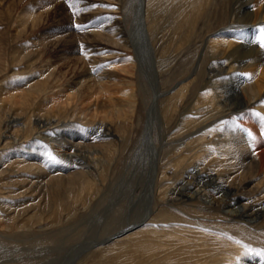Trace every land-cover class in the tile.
Segmentation results:
<instances>
[{
  "label": "rangeland",
  "instance_id": "1",
  "mask_svg": "<svg viewBox=\"0 0 264 264\" xmlns=\"http://www.w3.org/2000/svg\"><path fill=\"white\" fill-rule=\"evenodd\" d=\"M146 1L147 25L145 0H78L72 8L66 0H0V264H264V184L254 180L261 191L244 197L251 216L241 219L209 212L201 198L234 200L233 192L216 195L205 175L227 173L241 121L211 127L210 94L199 90L211 77L202 41L217 20L214 1ZM92 42L101 46L95 53ZM130 60L140 77L128 73ZM101 82L115 101L134 94L135 113L97 115L83 100ZM206 125L205 136L193 135ZM184 134L192 137L184 142ZM143 213L138 228L98 245Z\"/></svg>",
  "mask_w": 264,
  "mask_h": 264
},
{
  "label": "bare ground",
  "instance_id": "2",
  "mask_svg": "<svg viewBox=\"0 0 264 264\" xmlns=\"http://www.w3.org/2000/svg\"><path fill=\"white\" fill-rule=\"evenodd\" d=\"M213 1H214V5H211V8L215 7L213 18H214V20L217 19L214 23V26L212 25L211 27H209V29H207L206 26H204V28L202 26L200 29L197 30L199 32V34H201L205 30V28H206V31L208 30L207 32L205 31L206 36H205V38L203 37L204 39L202 42L205 44V46H204L205 51L204 50L203 51L206 52L205 54L206 55L208 54V56L210 57L209 63H208L209 69H207V72L211 76V77H209V82L204 83L203 87L199 88V90L200 91L206 90L205 91L206 94L207 95L210 94V97H209L210 99H208V100L210 103H212V107H213L212 109L214 110V116L216 117L215 118L216 120L210 125L211 127L215 126L217 123H220V121H222L224 119L227 120L228 123H229V121H235V122L238 120H241V121L239 123L236 122L237 130L235 129L236 134L234 135V139L236 141L234 140L232 145L230 143V146H232L231 151L234 155H236V157L234 155H231V158H230V156H229L228 157L229 160L227 161V165L225 164L226 165V171L225 172H227L229 174L224 173L222 175L220 173L221 175L218 176L215 173H212V175H210L212 177H210L207 174L205 175L206 178H210L211 180L213 179L212 184H214V186L217 188V192H215L216 195H218L219 192H224V191L225 192H233L234 197H235L234 200L232 199L233 201H230L231 203L229 201H223L221 199L214 200L215 198L211 201L212 198L209 197L208 195H204V196L201 195V198L205 200V203L207 206L205 208L209 212L210 211L216 212L219 210H221V211L226 210L229 215L236 214L241 219V218L246 217V215H248V217L251 216L250 215V213H251L250 209L248 208L251 204L249 206L247 204L244 205L243 204V202L245 200L244 197L249 195V197H251L250 199H252L256 195H258V193L261 191L259 184L252 186V184L254 183V180L256 182L259 181L260 183L264 184V119H261V117H264V43H262V41H261V36H262L261 30L264 29V0H242L241 2H240V0H213ZM227 5H228V7L226 8ZM217 8H221L220 13L217 11ZM141 9L142 8H140V10ZM82 11L79 13V15H82L84 17V15H86V11H83V12ZM142 14H143L142 21L144 20L143 22L146 24V16L148 15V4H147L146 0L144 3V11ZM211 14L212 13H210V15ZM192 23H193V21H192ZM216 24L221 25L222 27L218 28L216 26ZM144 29H146V27H144ZM198 32L195 35H193V40H195L198 37V35H197ZM118 36L121 38L126 37L129 40V38L127 37V34H125L124 32H122L121 34H118ZM199 36H201V35H199ZM152 39H151V41H149V40L148 41H149L150 46L152 47V48L150 47V49L152 52H154L153 54L156 57V59L154 58L155 61H154V59H153V61L156 62L155 64H158L159 59L157 58L158 56L156 54V48L152 43L153 42ZM124 40H126V39H124ZM199 42H201V41H199ZM126 44L129 45L130 42L128 41V42H126ZM99 45L100 44L97 42H94V43L92 42L91 44H89L88 49L90 50V52L95 53L97 51V49H99L101 47ZM157 53H158V50H157ZM203 54L200 55V59L197 63L196 73L199 71L200 67H202L201 64L204 63V61L202 62ZM206 55H204V56L206 57ZM130 62H131L130 66H127L129 69V70L127 69L129 71L128 73H132V70L134 69L135 74L137 73V75H139L138 66L136 65L137 62L135 63V60H130ZM151 65H153V64L151 63ZM152 68H153V66H152ZM152 73H153V71H152ZM157 73H158V71H157ZM154 76H155V74H154ZM101 77H102V81H103V79H105V78L107 79L108 75L101 76ZM139 77H140V75H139ZM221 77H226L225 79H227L228 84H222L221 82H218L217 81L218 78H221ZM215 79H217V80L215 83H213V81ZM80 82H82V81H80ZM101 83L102 84L95 89H93L92 86L88 85L87 89L90 90L92 88L91 92H93V93L91 95L89 94L86 97L87 99L85 98V100H83L84 102L86 101V103H89V104L94 103L95 107L94 106L93 107H94V109L96 108V110L93 109V111H96L97 115L101 111V114L102 115L104 114L105 115L104 118H107V119H112V118H115L116 116H118L116 118L123 116L124 119H126V116L132 115L135 113L134 111H135L136 107H135L134 96H133L134 94L130 93L128 96L126 95L127 96L126 101H123V100H121V101L116 100L115 101L114 98H111V97L108 98V97L104 96L105 92L109 93V91H108L109 89H108V87H106V85H107L106 83H104V82H101ZM81 84L82 83H80V85ZM181 84H182L181 82L179 84H177V87L178 86L180 87ZM157 85L159 88L157 93L159 94V92L161 91L160 87L162 86V85H160V87H159V78L157 80ZM210 85H212V86H210ZM194 86H195L194 87V89H195L196 85H194ZM109 87H110V85H109ZM182 88H183V86H182ZM188 89L186 91H188ZM186 91H185V93L187 94ZM133 92H134V90H133ZM143 93H145V91ZM161 93H162V91H161ZM165 94H169V93L166 92ZM98 95H100V97H97ZM93 98H95V99L93 100ZM74 99L75 98H73V96L70 97V95L68 94V96H66V101H65L66 106H68L69 105L68 103H71V101L73 102ZM160 99H162V97ZM160 99H158L159 101L155 100V104L157 103L159 105V103H161L163 100L162 99L160 101ZM203 99H204V97H203ZM104 100L106 102H103ZM143 100H144L145 105H147L149 103L148 102L149 100L147 99V97L145 95L143 97ZM167 101H169V100H167ZM185 102H187V101L185 100ZM224 102H228V104H229V107L227 110L224 108L225 107ZM183 103H184V101H183ZM149 105L150 104H148L147 106H149ZM203 105H205V104H203ZM201 106H202V104H201ZM199 107H200V105H199ZM63 109H64V107H63ZM66 109H68V108H66ZM105 109H110V111L107 110V113H105L104 112ZM124 109H126L127 111L129 109V111L125 112L123 115L122 112ZM194 110H198V109L195 108ZM183 112L186 113L187 111L184 109ZM197 112H199V113L197 115L193 116V118H199V116L201 117L202 110L199 109ZM97 115L94 114L92 116L93 120L98 117ZM62 116H63V114H62ZM67 117H68V115H67ZM104 118H103V120H104ZM99 119H100V117H99ZM51 124H52V122H51ZM210 126H208V127H210ZM198 127H200V126H198ZM208 127L206 125L205 127L199 128V130L197 129L198 131L196 133H194L193 135L199 134L201 136H205L206 132L204 133V131L207 130ZM208 133H209V131H208ZM207 135H209V134H207ZM191 137H192L191 134H188V135L184 134V137H182V139L185 142L188 139H190ZM72 139L73 138H71L69 140V143L67 145H69V147H71V148H76L78 145L76 143H74ZM227 149H229V148H227ZM248 150H249L250 157H248V156L246 157V153H248ZM238 159H239V162H238ZM239 168L242 170L244 169L243 170L244 172H242V173L239 172V170H238ZM234 170H236V171H234ZM188 172H189V170H188ZM203 172L204 171H200L199 174H201L203 176ZM185 173H187V172H185ZM238 174H240V175L238 176ZM231 178H233V182H235V183L239 182V183H237L236 185H233V182L231 183V181H230ZM52 180H55V178ZM199 181H201V180H199ZM202 182H204V181H202ZM61 183L62 182H60V184ZM153 184H155V183H153V181H152V187H153ZM61 186H63V185L61 184ZM251 186L253 188L251 189L250 192H248L247 189L251 188ZM254 187H259V189L254 188ZM261 187H263V185ZM108 192H110V191H108ZM155 194H156V191L153 192L152 203L155 199ZM167 195H168V192L164 193V197H166ZM104 197H106V195H102L101 200H104L105 199ZM217 198H219V197H217ZM262 198L264 199V196ZM163 200H165V199H163ZM255 200H257V199H255ZM196 201H198V200H196ZM152 208L153 207H151L150 209L153 210ZM262 208H264V204H263ZM151 212L153 213V211H151ZM144 214L145 213L140 214L138 219H136V221L132 225H128L125 229H122L120 231L121 233H116V235H113V236L103 240L102 242L98 243V245L99 246L106 245L109 242H112L117 237L126 235V233H128L129 231H132V230H135V228H138L136 226L140 225L143 221L145 222V219L147 218L146 217L145 219H143ZM249 222H250V219H249ZM129 223H132V222H129ZM124 244H126V243H121L120 245L123 246Z\"/></svg>",
  "mask_w": 264,
  "mask_h": 264
},
{
  "label": "snow or ice",
  "instance_id": "3",
  "mask_svg": "<svg viewBox=\"0 0 264 264\" xmlns=\"http://www.w3.org/2000/svg\"><path fill=\"white\" fill-rule=\"evenodd\" d=\"M66 2L68 3L69 7L72 8L75 6V3L78 2V0H66ZM261 32H262L261 41L262 43H264V29H262ZM261 119H264V117H261ZM258 255L264 256V253H258Z\"/></svg>",
  "mask_w": 264,
  "mask_h": 264
}]
</instances>
